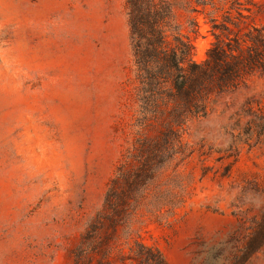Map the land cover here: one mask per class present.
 I'll return each mask as SVG.
<instances>
[{"label":"rangeland","instance_id":"obj_1","mask_svg":"<svg viewBox=\"0 0 264 264\" xmlns=\"http://www.w3.org/2000/svg\"><path fill=\"white\" fill-rule=\"evenodd\" d=\"M176 1L198 63L213 18L247 8L248 28L264 27V0ZM133 88L126 0H0V264H72L132 139ZM250 107L264 115V76L190 125L193 154L163 180L185 199L170 224L143 213L133 225L169 264H231L261 220L264 134Z\"/></svg>","mask_w":264,"mask_h":264},{"label":"trees","instance_id":"obj_2","mask_svg":"<svg viewBox=\"0 0 264 264\" xmlns=\"http://www.w3.org/2000/svg\"><path fill=\"white\" fill-rule=\"evenodd\" d=\"M178 6L176 0H126L137 108L132 139L108 183L102 207L71 253L72 264H169L158 248L133 238V225L143 213L170 224L185 199L163 180L193 154L185 142L190 125L207 118L251 78L264 76V27L248 28L245 20L254 21L251 9L237 8L236 15L228 11L222 22L212 19L215 42L206 60L198 63L193 43L181 32ZM191 28L198 33L196 19ZM243 113L251 117V132L263 135L264 115L251 107ZM241 120L240 114L238 124ZM254 224L231 264H249L264 249V213Z\"/></svg>","mask_w":264,"mask_h":264}]
</instances>
